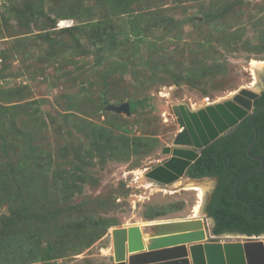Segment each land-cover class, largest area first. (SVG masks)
<instances>
[{
    "label": "rangeland",
    "instance_id": "obj_1",
    "mask_svg": "<svg viewBox=\"0 0 264 264\" xmlns=\"http://www.w3.org/2000/svg\"><path fill=\"white\" fill-rule=\"evenodd\" d=\"M260 61L264 0H0V264H114L120 226L203 216L211 231L212 179L144 172L168 156L172 105L253 86Z\"/></svg>",
    "mask_w": 264,
    "mask_h": 264
},
{
    "label": "water",
    "instance_id": "obj_2",
    "mask_svg": "<svg viewBox=\"0 0 264 264\" xmlns=\"http://www.w3.org/2000/svg\"><path fill=\"white\" fill-rule=\"evenodd\" d=\"M256 79L255 85L241 87L228 98L197 109H191L184 103L172 105L178 131L172 144L162 149V153L168 156L148 168L144 172L145 178L169 186L186 176L188 167L204 147L231 131L246 117L253 131L247 153L259 164L240 178L262 169L263 159L251 155L249 151L257 138L253 117L264 109V104L258 108L253 104L264 91V70L257 72ZM120 109L129 113V103L121 104L117 107V110ZM202 217L113 228L114 264H264V232L248 235L239 231H225L215 234L212 228L211 231L207 228ZM208 218L213 223L212 218ZM143 227L147 229L145 233ZM226 233L234 234L236 238H214ZM144 237L149 238L147 245Z\"/></svg>",
    "mask_w": 264,
    "mask_h": 264
},
{
    "label": "trees",
    "instance_id": "obj_3",
    "mask_svg": "<svg viewBox=\"0 0 264 264\" xmlns=\"http://www.w3.org/2000/svg\"><path fill=\"white\" fill-rule=\"evenodd\" d=\"M123 39L127 40L128 37ZM142 102L143 99L129 101L130 111L134 112ZM253 104L255 108L264 104V91ZM253 122L257 128V138L249 152L264 161V109L254 115ZM252 138L251 124L246 117L231 131L204 147L186 171V175L193 179L208 176L218 179L212 203L208 206V214L215 220V234L224 231H239L248 235L264 232V165L262 169L240 178L259 164L247 153ZM25 209V206H20L19 213H15L12 220L24 221L26 217H31ZM47 217V213L38 215L36 222L44 223ZM105 223L103 218L95 221L99 227L107 228L108 224ZM40 254L29 253L28 262L40 259L48 262L51 247L47 245ZM24 257L22 255L20 259L24 260Z\"/></svg>",
    "mask_w": 264,
    "mask_h": 264
},
{
    "label": "bare ground",
    "instance_id": "obj_4",
    "mask_svg": "<svg viewBox=\"0 0 264 264\" xmlns=\"http://www.w3.org/2000/svg\"><path fill=\"white\" fill-rule=\"evenodd\" d=\"M253 70H254V73L256 75H257V72L259 70H264V61H260V62L256 63L254 65V69ZM254 77H256V76H254ZM255 84H256V79L254 80V83L252 85H255ZM184 187H186V188H193V189H196V191L198 190V193L200 194V196H202V194L206 191V188H207L202 183H198V182L190 181V180H189V183L187 182V184L186 183L184 184Z\"/></svg>",
    "mask_w": 264,
    "mask_h": 264
},
{
    "label": "flooded vegetation",
    "instance_id": "obj_5",
    "mask_svg": "<svg viewBox=\"0 0 264 264\" xmlns=\"http://www.w3.org/2000/svg\"><path fill=\"white\" fill-rule=\"evenodd\" d=\"M209 103H210V102H209ZM206 104H207V103H206ZM263 165H264V164H263ZM208 178L212 179L213 181H212L211 187H210V189H209V191H208V193H207V195H206V201H205V204H204L203 209H204L205 213L207 214V216H208V217H211L212 220H213V223H212V230H213V228L215 227V220H214V218H213L212 216H210V215L208 214V206L212 203V200H213V194H214V192H215V190H216V188H217V186H218V179H217L216 177H210V176H208ZM224 232H225V231H224ZM220 233H222V232H220ZM218 234H219V233H218Z\"/></svg>",
    "mask_w": 264,
    "mask_h": 264
},
{
    "label": "crops",
    "instance_id": "obj_6",
    "mask_svg": "<svg viewBox=\"0 0 264 264\" xmlns=\"http://www.w3.org/2000/svg\"><path fill=\"white\" fill-rule=\"evenodd\" d=\"M144 238L146 239V241H145V245H147V243H149V242H148V239H147L146 237H144Z\"/></svg>",
    "mask_w": 264,
    "mask_h": 264
},
{
    "label": "built area",
    "instance_id": "obj_7",
    "mask_svg": "<svg viewBox=\"0 0 264 264\" xmlns=\"http://www.w3.org/2000/svg\"><path fill=\"white\" fill-rule=\"evenodd\" d=\"M208 101H209V100L206 99V102H205V103H209Z\"/></svg>",
    "mask_w": 264,
    "mask_h": 264
}]
</instances>
